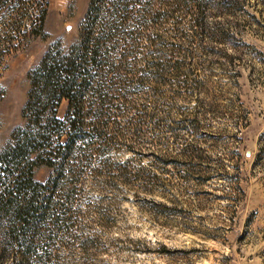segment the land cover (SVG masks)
<instances>
[{"label": "rangeland", "instance_id": "obj_1", "mask_svg": "<svg viewBox=\"0 0 264 264\" xmlns=\"http://www.w3.org/2000/svg\"><path fill=\"white\" fill-rule=\"evenodd\" d=\"M88 1L48 0L47 36L0 57V152L23 125L28 71L76 41ZM150 1L166 15L109 117V161L58 182L55 222L27 251L0 234V264H264V0Z\"/></svg>", "mask_w": 264, "mask_h": 264}, {"label": "trees", "instance_id": "obj_2", "mask_svg": "<svg viewBox=\"0 0 264 264\" xmlns=\"http://www.w3.org/2000/svg\"><path fill=\"white\" fill-rule=\"evenodd\" d=\"M163 10L150 0H89L76 41L66 51L55 44L28 71L23 125L0 152V234L9 248L27 251L41 227L55 222L51 198L60 180L93 160L109 161L115 142L106 125L133 85L136 49ZM47 12L48 0H0V57L44 39ZM62 101L67 109L58 119ZM41 166L52 170L45 183L34 180Z\"/></svg>", "mask_w": 264, "mask_h": 264}]
</instances>
